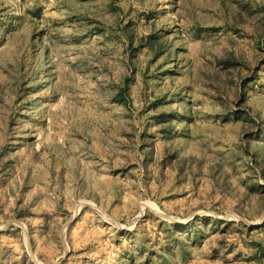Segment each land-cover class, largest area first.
Masks as SVG:
<instances>
[{
  "label": "rangeland",
  "instance_id": "1",
  "mask_svg": "<svg viewBox=\"0 0 264 264\" xmlns=\"http://www.w3.org/2000/svg\"><path fill=\"white\" fill-rule=\"evenodd\" d=\"M0 264H264V0H0Z\"/></svg>",
  "mask_w": 264,
  "mask_h": 264
}]
</instances>
